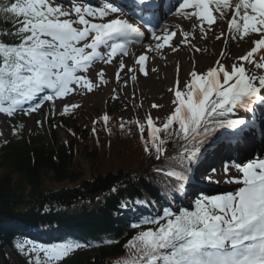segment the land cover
I'll list each match as a JSON object with an SVG mask.
<instances>
[{
  "label": "snow or ice",
  "instance_id": "1",
  "mask_svg": "<svg viewBox=\"0 0 264 264\" xmlns=\"http://www.w3.org/2000/svg\"><path fill=\"white\" fill-rule=\"evenodd\" d=\"M131 7L137 23L125 18L119 0H0V114L9 119L18 112L31 116L47 103L51 119L56 114L57 100L71 98L77 92H92L106 83L103 69L97 71L96 80L88 75L97 62L113 65L116 61L119 67L115 77L119 83L122 73L134 71L124 61L128 47L152 39L156 43L150 44L148 51L135 61L138 71L147 75L148 52L181 50L191 44L190 37L197 28L204 37L227 18L228 34L234 41L246 38L252 42L250 49L237 58L239 63L226 64L218 59L205 72L192 70L183 88L177 78L176 86L170 89L174 109L162 128L148 116L147 139L143 123L138 119L128 122L136 124L146 155L154 156L156 161L170 155L166 145L171 142L161 139L158 133L164 131L166 137L175 135L183 141L187 167L156 169L178 185L173 193L175 199L182 196L181 188L183 195L187 194L189 173L193 165L200 163L202 146L210 137L228 129L230 140L237 144L253 139L255 120L246 115H254L257 106H264V55H259L264 52V0H176L166 5L172 15L192 22L193 31L183 32L180 44L174 41V26L153 24L145 18H156L160 7L156 0H136ZM158 28L163 35L157 34ZM223 35L221 32L216 39ZM246 64L257 71H250ZM130 79L135 81L137 77L133 74ZM113 93L112 98L116 99L115 89ZM77 107L63 104L60 114L71 117ZM101 120L107 128L109 115L104 114ZM36 124L42 126L39 120ZM125 127V123L120 124L121 131ZM23 128V124L12 125V135H21ZM92 131L96 133L95 126ZM229 159L231 162L223 166L224 173L228 175L232 168L238 173L226 181L239 186L235 191L221 195L200 192L190 208L163 207L158 216L131 224L133 229L141 224L155 227L135 234L125 245L131 258L117 264H264V154L239 161ZM207 181L218 182L211 175ZM133 204L143 207L137 200ZM89 246L80 242L44 245L35 241L15 245L20 254L29 257L28 264H53L74 250Z\"/></svg>",
  "mask_w": 264,
  "mask_h": 264
},
{
  "label": "trees",
  "instance_id": "2",
  "mask_svg": "<svg viewBox=\"0 0 264 264\" xmlns=\"http://www.w3.org/2000/svg\"><path fill=\"white\" fill-rule=\"evenodd\" d=\"M107 109L110 117L107 128L101 116L91 120L76 109L71 117L59 116L64 126L71 130L67 142L58 139L54 124L56 117H53L47 139L35 136L29 141H13L0 148V168L7 170L0 180V217L10 209L17 208V212L21 209L25 211L22 216L15 215L12 219L24 222L21 229H27L25 222L37 225V222L45 218L48 221H65L75 230L81 228L79 234L83 238H99L100 235L106 234L110 236H105L104 239L102 237L96 250L78 252L75 256L64 259L63 264H110L115 259L130 258L132 254L125 245L139 230L129 227V222L122 218L113 217L111 208L121 201L120 198L135 197L144 202L160 194H168V179L158 174L156 169H170L167 164L175 165L172 159L175 155L173 150L179 142L178 137H167L171 141L166 145L170 155L156 161L154 156L146 155L144 145L131 140L125 130L117 128L121 124L115 119L118 116V107L109 104ZM93 121H96L95 125ZM121 121L124 122V119ZM128 122L125 121V125L135 124ZM94 126L97 129L95 134L92 131ZM110 139L112 140L108 147ZM125 145L127 147H124ZM98 146L103 153L108 148L111 156L97 157L92 150L98 151ZM80 153L91 160V176L81 175L80 167L76 168V158ZM134 172H141L142 175L133 178ZM64 182L75 183L76 186L61 187L60 184ZM45 183L46 186L49 183L55 188L48 190ZM113 186L118 188L115 194L110 193ZM102 196L105 197L104 200H108L107 204L101 206L99 202L93 210H90L93 206L84 205L93 204ZM47 204L51 206L45 208L44 205ZM58 204L65 207L67 212L77 214L67 215L71 218L62 214L66 212L64 210L55 214L54 207ZM17 205L21 207H16ZM169 206L172 207L170 203L163 202L161 209ZM48 211L50 213H47ZM12 220L5 217L0 224V228L8 227L13 231L9 233L7 229L0 230V264H15L14 261L17 264H28L29 257L20 254L15 247L21 238H17L20 236L18 231L9 228ZM151 227L155 226L150 225ZM109 240L113 242L107 243Z\"/></svg>",
  "mask_w": 264,
  "mask_h": 264
},
{
  "label": "rangeland",
  "instance_id": "3",
  "mask_svg": "<svg viewBox=\"0 0 264 264\" xmlns=\"http://www.w3.org/2000/svg\"><path fill=\"white\" fill-rule=\"evenodd\" d=\"M227 37H228V43L225 47L231 49L236 45L235 44L236 40L234 41L231 38V36L228 34V32H227ZM183 39L184 38L182 37H177V38L175 37V40L180 41V43L183 41ZM154 42L156 43L155 40ZM242 42L243 40L240 41V44H242ZM184 49L185 52H182L178 57H172L171 53H167L168 50L167 48L162 50L161 53L148 52V55L150 56L151 60L146 66L147 75L140 73L138 71V65H136L135 63L136 60L131 62L130 60H128V57L125 56L124 61L126 66L128 68L134 69V71L131 73H122L121 74L122 79L119 83H117L115 77L116 69L119 67L116 61H114L113 65H106L103 62L98 63L92 68V70H90L88 75L91 79L96 80L97 71L103 69L104 80L106 81V83L100 85L92 92H87V91L77 92L74 95H72L71 98H65L64 100L75 98V96L81 98L84 101L83 104H84V108L86 109V113L88 108L90 107L94 108V111L91 114H88V116L92 120V118L95 115L99 117V114L103 111L102 108L106 106L107 99L109 97H113L114 95L113 90L115 89L116 101L124 102L129 106L137 107V111H139L141 117L146 122L148 116L151 115V117L154 118V123L156 124V118H158L160 113L163 112V110H161L160 102L162 104L164 103L167 104L168 101L174 99L173 92L170 91V89H173L176 86L177 78L179 79V86L181 87L182 84L189 78L190 71L195 70L198 72L201 71L205 72L209 67L213 66L216 61L213 59L208 64L206 62L196 61L194 58L195 53L193 49H191L189 45L187 47H184ZM225 51L226 50L219 52L220 54L218 57L220 59H224ZM244 53L245 52L242 50L240 55L235 54V56L233 57H229V56L227 57L235 61H238L237 58L243 55ZM159 55H161L162 57ZM158 56L161 58V61ZM184 58L186 61L183 60ZM180 60H182V62H180ZM186 65H188V67H186ZM250 71L255 72L257 70L252 69ZM133 74H135L137 77L135 81H132L130 79V76ZM125 81H127V84L124 83ZM63 104L65 103L62 104L60 103L58 105L61 108ZM153 104L159 105L160 107L153 108L152 107ZM40 114L41 117L44 118L42 110H40L35 115H40ZM9 121L10 120H7L3 114H0V133H2L0 134V142L8 138L11 128ZM28 125L30 127L35 128V124L32 120L29 121ZM58 135L61 140H64L66 137L64 130L59 129ZM124 147H127V145H125ZM92 152H95L97 154V157L111 156L109 155L110 152L107 150H105V153H103V151H101L100 149H98V151L92 150ZM246 158H249V156L245 157L244 159ZM90 162L91 160L89 158H86L85 155L81 153L77 155L75 163H76V168L80 167V169L82 170L81 175H85L86 177L88 175L91 176L92 164ZM225 163H229V161L227 159H222V163H221L222 170L221 172H218V176L216 177L217 179H214L218 181L215 182L216 187H220V189L224 191H226V189L228 188H231L230 190H234L239 186L235 184H229L226 181L231 176L238 175V173H236L235 169H231L229 170L228 175H225L224 167H223ZM6 171H7L6 169L0 168V180L5 175ZM46 187H47L46 189L48 190L55 188L50 186L49 183ZM56 188H58V186ZM30 199L33 200L34 198H30ZM34 201H37V199H34ZM16 207H21V206L17 205ZM17 211H18L17 208L14 209L12 208L9 210V212H6V214L4 213V216L0 217V224L2 223V219L5 217L7 218V220H12L14 216L17 214ZM21 211L23 210L21 209ZM28 223L25 222V227L28 229H24V230H31V226ZM94 223L96 224L97 222ZM2 229H7L9 233L13 232L12 230L8 229V227L7 228L1 227L0 230ZM40 257H43L45 259L43 253L40 254Z\"/></svg>",
  "mask_w": 264,
  "mask_h": 264
},
{
  "label": "bare ground",
  "instance_id": "4",
  "mask_svg": "<svg viewBox=\"0 0 264 264\" xmlns=\"http://www.w3.org/2000/svg\"><path fill=\"white\" fill-rule=\"evenodd\" d=\"M93 3H94V1H93ZM226 20H227V18L222 22H218L217 25H214L213 29L209 30L207 32L206 36H204V37H202L200 35L198 28L196 29L194 35L190 37L191 42L194 45V49L199 48L200 50H202L203 48H209L207 54L202 53V52L197 53V60L198 61H200V62L206 61L207 63H209L210 60L216 56L217 52L219 51V49L223 43V36L224 35L221 36V39H219V40L216 39V36H219L221 34V32L224 33V31H226V29H227ZM134 22L137 23V21H134ZM164 23L169 24L170 26H174V27L175 26H182L181 27L182 34L185 31L190 32V33L193 31L192 22L188 21L186 19H183L179 16L173 15L172 18H170L168 21H166ZM249 42L250 41L248 40L245 43L244 49H246L249 46ZM136 49H138V47ZM179 53H180L179 51H176V52L172 53L171 56L177 57L179 55ZM236 53H238V51ZM132 56L134 57L135 54L134 55L132 54ZM186 67H188V65H186ZM81 239L83 240V237H81Z\"/></svg>",
  "mask_w": 264,
  "mask_h": 264
}]
</instances>
